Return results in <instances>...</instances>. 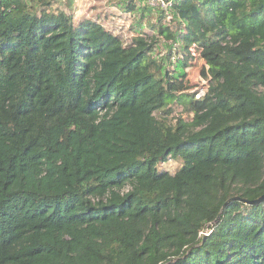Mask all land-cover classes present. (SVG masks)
<instances>
[{"label": "trees", "instance_id": "16d2710c", "mask_svg": "<svg viewBox=\"0 0 264 264\" xmlns=\"http://www.w3.org/2000/svg\"><path fill=\"white\" fill-rule=\"evenodd\" d=\"M75 3L0 0V264H264V0Z\"/></svg>", "mask_w": 264, "mask_h": 264}, {"label": "rangeland", "instance_id": "374dc122", "mask_svg": "<svg viewBox=\"0 0 264 264\" xmlns=\"http://www.w3.org/2000/svg\"><path fill=\"white\" fill-rule=\"evenodd\" d=\"M118 1L120 0H76L75 16L91 17L96 14L103 15L112 12L119 17L109 19L105 24L110 25L116 31H121L122 29L124 30V28L127 29L128 26L131 25V21L125 17L124 13L112 8L113 3ZM139 4L141 7H144V5H148V7H150L148 0H139ZM157 16L158 12L155 8H147L142 15L141 11L134 15L135 19L140 18L139 24L140 26L144 27L146 31H149L148 27L146 26L147 23H156ZM136 25L137 24L135 23L134 27H136ZM168 48L169 45L165 41L161 40L157 45L156 51L153 53V57L160 61L163 68L169 70L173 76H177L179 73L181 74L185 72V77L180 78L184 81V84L190 86L192 91L204 93L208 87V80H205L200 74L202 68L205 66V63L201 58H199L198 52L194 48L192 49V59L189 60L186 64V67L182 69L178 64L176 57L172 56L169 59ZM171 109V114L168 117L169 122L174 121L178 117H181L184 120L189 119V114L185 113L182 107L172 105ZM178 168L179 166L174 162L164 163L159 166L160 170L167 171L168 173H175Z\"/></svg>", "mask_w": 264, "mask_h": 264}, {"label": "built area", "instance_id": "2783aa9c", "mask_svg": "<svg viewBox=\"0 0 264 264\" xmlns=\"http://www.w3.org/2000/svg\"><path fill=\"white\" fill-rule=\"evenodd\" d=\"M174 1L175 0H148V4L151 8H155L157 11L169 12ZM202 95V92H198L196 98H199Z\"/></svg>", "mask_w": 264, "mask_h": 264}, {"label": "water", "instance_id": "95a60500", "mask_svg": "<svg viewBox=\"0 0 264 264\" xmlns=\"http://www.w3.org/2000/svg\"><path fill=\"white\" fill-rule=\"evenodd\" d=\"M246 202V201H245ZM261 202H264V195L258 198L257 200L251 201V202H246L248 204H259Z\"/></svg>", "mask_w": 264, "mask_h": 264}]
</instances>
